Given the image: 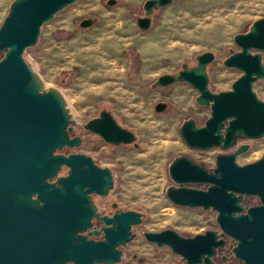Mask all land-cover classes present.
I'll list each match as a JSON object with an SVG mask.
<instances>
[{"label":"water","instance_id":"water-1","mask_svg":"<svg viewBox=\"0 0 264 264\" xmlns=\"http://www.w3.org/2000/svg\"><path fill=\"white\" fill-rule=\"evenodd\" d=\"M76 1L13 0L0 26V51L4 52L0 60V260L10 257L12 235L21 238L20 256L25 257L26 250L29 253L30 249L41 247L45 236L54 232L53 227L62 234L66 225V234H73L67 229L76 221L75 215L67 210L68 193L52 197L45 181L57 175L61 163L69 166L68 175L60 180L63 185L66 181V188L87 186V191L105 194L114 186L112 169L95 163L91 155L53 153L65 144H81L80 136L73 139L67 136V130L71 129L68 126L77 121L64 94L58 88H46L42 76L24 58L25 50L38 42L44 23ZM173 1L146 0L145 15L137 17L138 26L150 29L154 8ZM115 2L109 0V4ZM94 22L93 18H84L80 26L92 27ZM234 41L240 49H230V55L223 62L229 68L242 71V75L230 90L214 92L209 88L207 66L216 58L211 50L198 54L196 65L183 63L176 74H162L152 84L159 87L187 82L199 92L197 103L210 106L211 115L204 125H197L196 119L190 117L180 126L184 141L192 148L207 149L216 145L229 148L241 136L264 137V100L254 90L255 82L264 79V61L260 52H253L264 51V17L255 20L248 31L235 34ZM166 106L165 102H159L156 110L163 111ZM83 126L109 144L138 145L135 131L121 125L109 109H102L99 116ZM249 147L248 143H242L231 153L218 154L213 171L187 155L175 157L169 165L175 184L167 188L168 198L176 205L216 211L220 234L207 229L185 236L167 228L145 231L146 239L160 247H169L183 258L184 264H210L217 248L225 244L222 237L229 235L237 242L233 247L235 256L245 264H264V155L253 162L239 164L237 156ZM201 182L208 183V187L187 185ZM34 194H38L37 199L32 198ZM246 195L257 196L260 203L245 207ZM143 216L140 211L128 209L107 220L113 227L107 230L104 245H94V251L113 252L114 256L106 258L107 261H120L122 250L112 248L135 237L131 228L140 224ZM87 220L88 216L82 223H88Z\"/></svg>","mask_w":264,"mask_h":264},{"label":"rangeland","instance_id":"rangeland-1","mask_svg":"<svg viewBox=\"0 0 264 264\" xmlns=\"http://www.w3.org/2000/svg\"><path fill=\"white\" fill-rule=\"evenodd\" d=\"M12 1L0 0V26ZM145 1L77 0L44 23L38 42L25 50L24 58L42 76L46 88L55 87L64 94L84 139L79 150L112 169V198L122 208L144 214L134 228L136 238L118 264H140L132 253L150 262L178 264L180 256L169 247L148 242L143 231L172 228L192 236L219 226L216 211L176 205L168 198L166 190L175 184L169 174L172 160L187 155L213 171L218 154L248 143L249 149L237 156L239 164H246L264 155V137L241 136L229 148H192L184 141L180 126L190 117L204 125L211 115L210 106L197 103L199 92L187 82L152 84L162 74H176L183 63L196 65L197 55L211 50L216 58L207 66L209 88L230 90L242 71L223 61L230 49H240L234 35L248 31L255 20L264 17V0H174L155 7L150 29L143 30L137 17L145 15ZM84 18H93L94 25L81 27ZM253 52H260L264 61V51ZM3 56L0 51V60ZM254 90L264 100V79L255 82ZM159 102L167 104L165 110H156ZM104 108L135 131L138 145H112L82 127ZM187 185L208 187L204 182ZM257 201V196L246 195L243 204L248 207Z\"/></svg>","mask_w":264,"mask_h":264},{"label":"flooded vegetation","instance_id":"flooded-vegetation-1","mask_svg":"<svg viewBox=\"0 0 264 264\" xmlns=\"http://www.w3.org/2000/svg\"><path fill=\"white\" fill-rule=\"evenodd\" d=\"M77 126L78 123L75 125L70 124L68 127H71V129L67 130V136L69 139H73L77 135L80 136L81 144L73 146L65 144L62 147H57L53 152L54 154H61L64 156L79 153L87 154L79 150L84 142V139L83 136L77 132ZM82 127L84 128L83 124ZM85 130L90 131L87 129ZM95 163L97 162L95 161ZM68 171L69 166L66 163H61L57 175L51 178L47 177L45 181L48 183V191H50L52 197H56L59 193H63L66 196V192L68 193L69 197L67 210L69 213L75 215L76 221L75 224L67 226V229L69 231H73V234H66V225L62 228L64 231L62 234L57 233L55 231L57 228L53 227L54 232L45 236L46 240L42 243L41 247L37 250H35V248L30 249L29 253L28 250H26L25 257L20 256L21 238L18 235H12L9 241L10 257L7 260H0L2 264H118L122 261L126 253L127 246L136 238V235L127 243L117 244L114 248H112V250H122L120 261H107L106 258H112L114 256L115 253L113 252L110 253L108 251L104 254L94 251V245H104V242L107 240V230L113 227V223H109L107 220L115 218L121 210H127L122 208L118 201L112 198L111 192L114 189V186L112 188H108L105 194L87 191V186H67L66 188V181L65 185H63L60 180L62 177H66L68 175ZM79 191L83 193L84 197L80 195ZM37 197L38 194H34L32 196L33 199H37ZM259 203L260 201L258 198L256 204ZM41 204H43V201H41ZM56 210L60 211L61 208ZM63 212L66 214V210L63 209ZM87 216L88 220L86 222L88 223L83 224L82 219H85ZM140 224L132 226L131 230L133 233H135V226ZM213 230H216L218 234L221 233L220 227ZM144 232L145 231H143V236L145 237ZM219 238H221V236H219ZM222 238H224L225 244L224 246L217 248L216 253L212 256V262L210 264H232L235 261L240 264H245L243 260L235 256L233 253V247L237 243L236 239L229 235H225ZM131 256L133 259H137L140 264L150 262L146 257L136 253H132ZM142 257L145 259L140 260ZM184 263L183 258L180 256V263L178 264ZM200 264L205 263L202 262Z\"/></svg>","mask_w":264,"mask_h":264},{"label":"bare ground","instance_id":"bare-ground-1","mask_svg":"<svg viewBox=\"0 0 264 264\" xmlns=\"http://www.w3.org/2000/svg\"><path fill=\"white\" fill-rule=\"evenodd\" d=\"M166 145L169 147L171 145V143L168 142Z\"/></svg>","mask_w":264,"mask_h":264}]
</instances>
